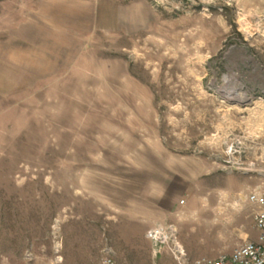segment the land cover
Here are the masks:
<instances>
[{
  "label": "rangeland",
  "instance_id": "rangeland-1",
  "mask_svg": "<svg viewBox=\"0 0 264 264\" xmlns=\"http://www.w3.org/2000/svg\"><path fill=\"white\" fill-rule=\"evenodd\" d=\"M264 0H0V264H178L255 241Z\"/></svg>",
  "mask_w": 264,
  "mask_h": 264
},
{
  "label": "built area",
  "instance_id": "built-area-1",
  "mask_svg": "<svg viewBox=\"0 0 264 264\" xmlns=\"http://www.w3.org/2000/svg\"><path fill=\"white\" fill-rule=\"evenodd\" d=\"M248 200L256 207L253 220L257 238L244 242L230 253L216 258L191 260L177 243L172 225H155L146 232L145 238L151 243L154 253L158 254L167 248L178 264H264V192L252 194ZM100 264H117L110 249L103 251Z\"/></svg>",
  "mask_w": 264,
  "mask_h": 264
},
{
  "label": "crops",
  "instance_id": "crops-1",
  "mask_svg": "<svg viewBox=\"0 0 264 264\" xmlns=\"http://www.w3.org/2000/svg\"><path fill=\"white\" fill-rule=\"evenodd\" d=\"M196 259H200V258H195V260H196ZM193 260H194V258H193Z\"/></svg>",
  "mask_w": 264,
  "mask_h": 264
}]
</instances>
